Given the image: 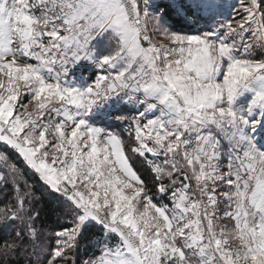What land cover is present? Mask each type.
<instances>
[{
	"label": "snow or ice",
	"instance_id": "obj_1",
	"mask_svg": "<svg viewBox=\"0 0 264 264\" xmlns=\"http://www.w3.org/2000/svg\"><path fill=\"white\" fill-rule=\"evenodd\" d=\"M0 145V264H264V0H0Z\"/></svg>",
	"mask_w": 264,
	"mask_h": 264
},
{
	"label": "trees",
	"instance_id": "obj_2",
	"mask_svg": "<svg viewBox=\"0 0 264 264\" xmlns=\"http://www.w3.org/2000/svg\"><path fill=\"white\" fill-rule=\"evenodd\" d=\"M2 147H3V146L0 145V148H2ZM13 159H15L14 156H13ZM21 166H22V165H21ZM26 178H27L30 182H32V183H35V182H36V177H35L34 174H32L31 172L26 171ZM38 191H43V189H39V188H38ZM87 255H88L87 252H83V253L78 254V256H77V264H79V260L85 258Z\"/></svg>",
	"mask_w": 264,
	"mask_h": 264
}]
</instances>
